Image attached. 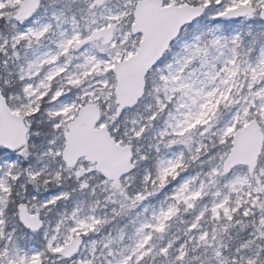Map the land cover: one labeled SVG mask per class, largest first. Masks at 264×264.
<instances>
[{"label": "snow or ice", "instance_id": "1", "mask_svg": "<svg viewBox=\"0 0 264 264\" xmlns=\"http://www.w3.org/2000/svg\"><path fill=\"white\" fill-rule=\"evenodd\" d=\"M0 264H264V0H0Z\"/></svg>", "mask_w": 264, "mask_h": 264}]
</instances>
